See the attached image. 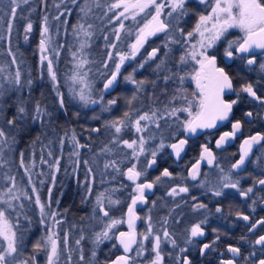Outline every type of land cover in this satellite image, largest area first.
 Instances as JSON below:
<instances>
[{
    "label": "snow or ice",
    "instance_id": "obj_1",
    "mask_svg": "<svg viewBox=\"0 0 264 264\" xmlns=\"http://www.w3.org/2000/svg\"><path fill=\"white\" fill-rule=\"evenodd\" d=\"M189 2L52 0V6L56 9L52 20L57 22L53 25L47 13L48 0H40L45 10L38 44L41 79L46 73L57 105L49 109L41 100H31L33 79L30 75L24 77L20 66L22 61H18L11 47L13 31L19 20L26 21L22 25L24 41L30 39L33 23L24 12L28 11L31 15L34 8L25 9L23 6H31L33 0H0V42H7V56L11 57L10 63L0 62V264H39L38 256L41 253L45 257V264H61L62 260L63 264H73L75 253L79 255L77 264H100L98 252L108 242H111L113 249L122 251L114 259H106L104 264H168V261L172 264H194L190 250L206 235L204 225L211 212L208 204L192 195L191 210L201 213L202 218L184 226L179 236L169 226L170 221L176 225L182 223V217L176 214L173 219V216L176 208L188 203L186 197L190 190L199 188L204 195L218 198V205L219 198L226 200L233 193L248 200L254 196L257 186L259 191L264 192V178H255L252 186L247 188L241 186L239 178L247 170L246 164L251 162L254 146L259 145L264 151V133L258 132L244 139L239 158L227 170L217 162V155L208 144H201L199 157L188 168L187 175L180 176L181 182L171 186L166 193L172 198L174 207L169 208L168 214L156 222L150 208L143 217L146 224L144 231L137 232V221L142 219L137 205H147V194L163 184L165 178L177 179L167 167L154 179H147L148 169L157 164V157L161 153L170 149L169 154L179 161L190 141L198 140L201 133L211 134L209 130L218 129L219 125L227 122L231 124V130L223 132L215 141V147L221 149L242 131L243 122L234 118L237 105L244 99H250L264 109V94L257 86L264 82V60H261L264 57V0H196L205 8L202 12L198 11L193 27L186 31L184 22L189 15ZM74 9L77 10L76 23L69 25L68 17ZM98 9L104 10L101 15H97ZM138 17L141 19L138 20ZM97 19L115 26L111 29V39L109 34L103 35L107 51L99 61L100 68L94 72L92 66L97 61L88 50L98 38L94 23ZM127 20L133 22V27L125 24ZM61 28L64 35L70 34L73 40L67 49L70 67L64 73L63 82L56 68L65 47L58 40ZM233 29L239 30L242 36L230 39V30ZM122 34L134 36L127 51L118 47L122 43ZM153 38L159 39L160 43L153 46ZM145 45H149L151 50L148 51ZM176 50H182V54L173 60ZM137 56H140L139 60ZM129 61H136V65L124 75L122 68ZM236 61H240L250 72H258L259 80L255 83L242 82L237 87L231 71ZM12 66H15L14 69ZM146 66L151 68L155 78L137 79L136 73L146 69ZM236 67L239 68V65ZM98 79L100 87H97ZM121 79L133 86L132 94L123 97L125 110L122 115L103 119L99 126L87 129L90 134H97V138L107 137L100 141L98 150L93 151L91 144L81 143L74 129L70 132L72 155L77 158L73 162V172L79 169L81 162L85 167V179L81 185L84 188L82 203L91 201V215L82 219L94 222L88 225L91 229L89 237H86L83 227L79 229L74 239L76 247L73 248L69 232H64L63 236L60 234L67 210L60 212L58 207H53V203L59 205V200H52V191L56 182L55 173L60 171V159L48 161L43 158V153L41 155L40 162L49 167L52 185L47 189V199H42L41 187L46 181L40 179L38 183L41 187H38L34 176L46 174L34 173L35 162L31 159L26 162L24 152L19 153V167L27 177L29 192L12 172V154L16 151L18 138L28 132L32 125L46 127L52 122L54 112L67 115L68 108L75 104L93 112L95 106H99L100 113H112L120 104L121 97L112 94L119 87ZM188 80L195 84V91L191 93L185 87ZM62 88H66L67 93ZM25 90L28 92L27 98L23 95ZM106 96L111 98L106 99ZM144 96H147L149 103L146 108L138 107L144 105ZM10 109V115H7ZM74 115L79 117L80 112L76 111ZM244 116L249 122L255 118L253 111H246ZM92 119L99 121L101 115L94 114ZM125 132L133 135L126 139ZM67 136L68 130L59 140L61 149ZM89 139L95 142L96 138L90 135ZM37 141H40L39 136L33 142V148ZM51 143L49 140V145ZM82 149L92 153L90 160H80ZM48 156H53L51 149ZM125 162L126 169L122 167ZM202 163L210 171H203ZM116 176H123L132 186L130 203L121 217L112 213V209L122 203L115 196L121 188L94 191L97 177L100 184H105L109 182V177L115 180ZM189 181L193 183L189 184ZM260 199L264 200V196ZM151 203L155 208L156 201ZM255 204L256 199H252V212H255ZM33 207L38 210L39 223L44 226L45 234L32 244V252L25 256V234L33 222L28 212ZM223 211L221 206L215 207L216 213ZM235 216L248 222L247 231L250 233L254 234L257 228L264 226V218L253 221L248 214L239 211ZM120 225H126L127 231L118 230ZM213 232H218V229H213ZM86 238L92 245L87 259L82 246ZM216 240H219V235ZM240 240L248 242L244 236ZM165 245L173 251L166 253ZM210 248L211 244L203 243L199 255H206ZM249 248L248 254L243 255L240 246L229 245L227 251L232 258L222 259L220 264H239L237 258L242 255L246 264H264V234L249 242ZM146 253L149 255L145 262L143 257Z\"/></svg>",
    "mask_w": 264,
    "mask_h": 264
},
{
    "label": "flooded vegetation",
    "instance_id": "obj_2",
    "mask_svg": "<svg viewBox=\"0 0 264 264\" xmlns=\"http://www.w3.org/2000/svg\"><path fill=\"white\" fill-rule=\"evenodd\" d=\"M38 5H40L39 9L34 11V15H29V13L26 14V11L24 12L25 16H28V18L32 21V17H39V31H40V25H41V19L42 16L45 14V10L43 5H41L40 0H35ZM25 9L27 5L23 6ZM189 15L185 17L184 27L185 30H190L196 19L198 11L202 12L204 11L205 6L199 5L196 0H190L189 5ZM104 10L101 11V9L96 10L97 14H100ZM56 10L53 9L52 6V0H48V8L47 13L49 14V17L52 18V15H54ZM76 16H77V10H73V14L68 17L69 19V25L76 23ZM63 19V18H62ZM137 19H141L138 17ZM56 22V21H54ZM26 23L24 20H19L17 22V27L14 29L13 32L16 30L20 32L21 40L23 41L19 45L23 48H28L30 46V39L25 42L23 39V28L22 25ZM57 23V22H56ZM125 24L129 27H133V22L131 20L125 21ZM108 27V26H107ZM110 28V27H108ZM242 36V33L239 32L237 29L230 30V39H236ZM134 36L127 37L122 35V43L118 45V47L121 50L127 51V46L129 43L133 42ZM155 41V44L153 46H156L160 43V40L157 38H153ZM151 43V41H150ZM0 53H4L7 56V42H0ZM12 50L14 51V43L12 41L11 44ZM145 48L150 51L151 48L149 45H145ZM177 49H179V46H176ZM106 51V49H105ZM144 50H142L143 54ZM182 54V50H176L173 53V60L178 58V56ZM140 59V56H137V60ZM261 60H264V57L261 58ZM11 57L7 56V62L10 63ZM136 65V61H129L126 62L124 68H122V73L124 75H127L129 72L132 71V67ZM236 65H239V68L236 67ZM14 69V66H12ZM126 69V71H125ZM232 74L234 76V80L236 83V86L238 87L240 83L242 82H253L255 83L257 80H259V74L258 72L252 71L250 72L247 67H245L243 64L240 63V61H236L235 65L231 69ZM41 70L39 65V71H38V78L39 83L43 81L41 79ZM45 77V73L43 74ZM137 79H153L155 78L154 73L152 72L151 68H148L146 66V69L139 70L136 73ZM261 88V94H264V82H261V84L257 85ZM185 87L188 89L189 93L195 91V84L194 82H188ZM133 91V86L126 84L122 79L120 81L119 87L113 92V96H120V104L117 108L113 110L112 113H102L101 119L103 122V119H112L114 117H118L122 115L123 111L125 110V104L123 97L130 96ZM159 94V93H157ZM243 95V94H242ZM111 98L106 96V99ZM163 99V97H161ZM144 99V105H138V107L146 108L147 104L149 103L147 96L143 97ZM79 108L80 106L77 105ZM99 106H95V109H98ZM84 111L82 112L84 115V119L87 121L93 122L94 120L92 118H89V113H91V109H84L81 108ZM246 111H253L254 112V119L249 122V119L244 116V113ZM256 113H259V115H256ZM183 115V114H182ZM234 118L241 120L243 122V127L241 133L237 134V137L233 140H230L228 143L225 144V146L221 149H217L215 147V141L219 138V136L225 132L231 130V124L225 122L224 124H221L218 126V129H212L209 130L211 134L209 133H201L200 138L198 140L190 141L189 145L186 148V152L182 153V158L177 161L173 155H170V149H166L163 153H161L157 157V164L154 165L151 169H148V175L147 179L152 180L157 175L160 174V172L163 170V168L167 167L170 171L174 173V175L177 177V179L169 180L168 178H165V182L163 184H160L156 186L150 193H148L149 197V203L147 205H137V211L138 214L142 217L141 220L137 221V232L144 231L146 224L144 223L143 217L148 214V210L151 208V215L153 217V221H158L161 217L168 214L169 208L174 207V203L172 201V198L168 197L166 195L167 191L170 190V187L175 185L176 183H180L179 180L180 176H186L188 168L191 167L192 164L196 162V160L199 157L200 152V145L201 144H208V146L213 150V152L217 155V162L223 166L226 170L230 167L231 163L234 162L236 159L239 158L240 155V149L241 145L244 141V139L248 138L251 135H254L256 133H264V109H261L259 105L254 104L250 99H244L237 107L234 109ZM94 123V122H93ZM92 127L99 126L100 123L93 124ZM131 132H125L124 138H129ZM84 138V141L81 143H91L93 140L89 139V136H95L94 138H97V134L95 133H89L87 129L82 133ZM102 140H106V136L101 137ZM92 153L87 152V149L81 150V156L80 160L83 161L84 159H91ZM71 159L73 162L77 159L71 154ZM257 157L260 158L259 161H257ZM32 160V159H31ZM41 160V157L39 159H33L35 162V168L33 169L34 173H45V176H34V180L37 182V186L41 187L39 185L40 179H45V184L41 187V197L42 199H47V189L52 186L51 185V173L50 170L47 167H43L41 163H39ZM250 163L246 164V171H243L240 175V182L241 186L243 188H247L249 186H252L253 180L255 178H264V151H261V148L259 145L254 146L253 148V155L250 157ZM68 171L67 166L63 168V165L60 164V171L56 172V182L55 186L53 187V192L56 194H69V197L67 198L66 202V218L67 220H63L64 223L60 226L62 231L60 232L61 236H63V232L69 231L70 234V242H74V239L79 234V229L83 227L85 229V235L86 237L90 236L91 229L88 227L89 224H92L94 222L88 221L87 219H82L83 217H88L91 215V204L88 203H82V197L84 196V188L81 186L83 185L84 181L82 178L85 179V173L82 172V167L84 168L83 163L81 162V165L79 169L76 172H73V168L75 167L74 163ZM127 164L123 168L126 169ZM16 169H18L21 172V168L19 167V160L17 161ZM202 170L205 172L210 171L206 164L202 163ZM16 173V172H15ZM22 175L19 174V177L22 180V183L25 187L28 188L30 192V186L27 185V177L24 176V171L21 172ZM118 177V178H117ZM144 179V178H142ZM189 184L193 183L191 181L188 182ZM98 187L94 186V191H102L105 188H121L120 191L115 193V196L119 198L122 203L119 206H116L112 209V213L117 216L121 217L124 216L127 211V205L130 203V195L132 194V186L131 182H129L126 178L116 176L115 180H112L109 177V182L105 184H101L99 186V181L97 182ZM123 186V187H121ZM195 195L199 198L200 201L207 203L209 206V209H211V212L208 214V219L205 227L206 235L203 238H200V241L197 243L196 247L194 249L190 250V256L191 259L194 261V264H220V261L222 259H230L232 258V254L227 251V247L229 245L233 246H240L242 249L243 255H247L250 248H249V242L254 241L259 235L264 234V226L257 228L256 233H250L247 231L248 222H245L243 220H239L236 218L235 213L237 211L243 212L245 214H248L253 221L264 218V200L260 199V197L264 196V192L259 191V186H257V191L255 192L254 196L248 200H244L238 196V194L233 193V196H230L228 199L219 198L220 203L217 204L218 198L211 197L209 195H204L202 190L199 188H192L190 190V193L186 197L188 200L187 204L182 205L179 208L175 209V214L173 216V219L176 218V214H178L180 217H182V223L179 225L173 224L170 221V229L175 231L177 236H179V233L183 230V227L186 225H189L190 223L197 222L199 219L202 218L201 213H194L191 210L190 205L192 204L191 196ZM179 199V198H177ZM252 199H256L255 204V212H252L251 205H252ZM152 201H156V207L152 208ZM27 204V201H25ZM221 206L224 211L223 213H216L215 207ZM53 207H58V210L61 212V208H63L62 203L59 202V205L57 206L55 203H53ZM29 216L32 218V224L29 227V230L32 231L34 226H38V234H31L29 233L26 235L27 240L25 241V256L30 254L32 252V244L40 239L44 233L45 229L42 227V225L39 223V215L38 210H36L34 207L29 210L28 212ZM73 225H76L77 227L73 228ZM157 227L159 225L157 224ZM96 228L98 229L99 226L97 225ZM213 229H218V232H213ZM120 231H127L126 225H120L119 229ZM219 235V240H216V236ZM244 236L247 237L248 242H241L240 238ZM215 240V243L213 241ZM86 252H84V255H86L85 258L90 257V251L92 248V245L90 243V240L86 238ZM83 241V242H84ZM82 242V243H83ZM203 243H208L212 245V248L207 250L206 255L200 256L199 255V248L202 246ZM122 250L113 249L111 247V242L105 243L101 246V250L98 252L97 259L100 261V264H104V261L108 258L114 259L116 255L121 254ZM165 251L171 252L173 251L170 246L165 245ZM78 254V253H77ZM148 253L145 254L143 257L144 261L146 262L148 259ZM243 255L239 258V264H246V262L243 259ZM167 260V255H166ZM39 264H45V257L43 253H41L38 256ZM168 264H172L171 261H168Z\"/></svg>",
    "mask_w": 264,
    "mask_h": 264
},
{
    "label": "trees",
    "instance_id": "obj_3",
    "mask_svg": "<svg viewBox=\"0 0 264 264\" xmlns=\"http://www.w3.org/2000/svg\"><path fill=\"white\" fill-rule=\"evenodd\" d=\"M39 7L40 5L37 4L36 10L39 9ZM32 20L34 21H32L33 32L30 34V43H31L30 46L28 48L26 47L23 48L22 46L19 45L23 41L20 38L21 36L20 32L16 30L15 32H13L16 35L15 38L12 37V41L14 43V52L17 55L18 61H22L23 63L25 62L24 60H27L29 63L30 71H29L28 76L30 75L31 78L33 79L31 100L32 101L41 100L43 103H45L49 107V109H53L57 107V105L55 104L56 98H55V93L51 91V84L47 79L46 73H45V77L42 82L39 83V78H38V71H39L38 44L40 40V31H39L38 22L40 19L39 17H32ZM100 26L97 25L96 29L101 30L103 27V24H101ZM17 32H19V35H17ZM68 46L69 44L67 45V47ZM62 51L63 52H61L59 60L56 64V68L61 78V82H63V73L68 68L69 66L68 61L70 60V55L68 53V50L65 48ZM96 54H98V51ZM103 58L104 57H102V59ZM22 63L20 66H21V69L23 70ZM92 67L95 72L97 68H100V64L97 63L93 65ZM98 81L99 79L97 80V85H98ZM62 91L67 93L66 88H62ZM23 95L25 98H27L28 96L27 90H25V93ZM29 106H31V102H29ZM76 111L80 112L79 117L74 115ZM83 111H84L83 109L79 108L77 105L74 104L68 108L67 115L63 114L62 112H54L52 122L46 125V127L41 128L39 125H32L31 129L28 132L22 134L18 138V143L15 146L16 151L14 153V158L16 160V166H17V161L20 158L19 157L20 152H24L25 160L27 162L29 159H32V160L39 159L42 153H43V156L46 155L49 149L53 151V156L61 152L59 156H61L62 159L60 158L59 159H60V164L63 165V168L68 166V164L73 163V161L71 160V154L73 151L72 145L70 142L71 130L74 129L77 134V138L80 140V142H83L85 137L83 136L82 133H84L86 129L92 127L93 122H94L93 124L98 123L97 120H94L93 122L90 123V121H87L86 119H84L85 117L82 113ZM10 112H11V109L9 110L7 115H10ZM66 130L69 131V136L64 137L65 143H64L63 149H61L58 152L59 148H61L59 144V140L62 136H64V132ZM38 136L40 137V141H37L35 144V147L33 148L32 147L33 142L36 141V138ZM92 137L94 138L95 136H92ZM101 137L102 136L96 138L95 142L89 143L91 144L93 151L98 150V148L100 147V141L102 140ZM49 140L52 141L50 145H49ZM87 152L89 151L87 150ZM23 171L24 170L21 168V172ZM15 172L18 176L19 174L21 175L23 174L18 169H16V167H15ZM22 180L24 181V179ZM68 197H69V194L64 195L63 193H61L59 195L54 192L52 194L53 201L59 200V202L62 203L63 208H61V212H65L66 210L65 205H66ZM64 219L67 220L66 215L64 216ZM31 230L32 231L28 230V232L25 234V241L27 240L26 235L29 233V231L31 232V234H38V231H39L38 226H34L33 229ZM71 245L74 248V242H71ZM82 246H83L84 252H86L87 247H86L85 241L82 243ZM78 260H79L78 254L75 253L73 255V264H77ZM62 264H63V260H62Z\"/></svg>",
    "mask_w": 264,
    "mask_h": 264
},
{
    "label": "rangeland",
    "instance_id": "obj_4",
    "mask_svg": "<svg viewBox=\"0 0 264 264\" xmlns=\"http://www.w3.org/2000/svg\"><path fill=\"white\" fill-rule=\"evenodd\" d=\"M35 0H33V4L31 5V6H27L26 7V9H29L30 7L31 8H34V11L36 10V6H37V3L36 2H34ZM53 9L54 10H56L54 7H53ZM103 9H101V11H102ZM34 11H31V15L33 16L34 15ZM28 13V11H26V14ZM102 14V12L100 13V14H97V15H101ZM63 18V17H62ZM34 19H36V18H34ZM49 19H50V22L53 24V25H55L56 24V22H54V20H52V18H50L49 17ZM69 19V18H68ZM70 20V19H69ZM139 20V19H138ZM32 21H34V20H32ZM94 23H95V25L97 26H100L101 24H103V27H102V29L101 30H98V29H96V35H97V39H95V42H94V44H93V46H92V48L91 49H89L88 51L90 52V54H91V57L93 58V59H95L96 61H97V63H99V61H101V59H102V57H104V52H105V48H104V44H105V41L103 40V35L104 34H109V38L111 39V35H110V33H111V29H112V27H114L115 25H108L107 24V21L106 20H99V19H97V20H95L94 21ZM110 27V28H108V27ZM101 27V26H100ZM53 30H55V29H53ZM61 34H60V36L58 37V40H59V42L60 43H63L64 45H65V47H64V49L66 48V49H68V47H67V45L69 44H72V42H73V40H72V36L69 34V35H67V36H65L64 35V31H63V28H61ZM123 35V34H122ZM15 34L13 33V38H15ZM68 42V43H67ZM1 45V44H0ZM97 51H98V54H96L97 53ZM107 51V50H106ZM61 52H63V51H61ZM95 53V54H94ZM4 61H7V56L4 54V53H0V62H4ZM25 62H23L22 63V67H23V74H24V77L25 78H27L28 77V74H29V71H30V67H29V63H28V61L27 60H24ZM15 67V66H14ZM70 67V65L68 66V68ZM68 68L65 70V72L68 70ZM101 70H103L102 68H101ZM64 72V73H65ZM64 73H63V78H64ZM188 82H191V80H188L187 82H186V84L185 85H187V83ZM130 85V84H129ZM97 87H100V83H99V81H98V85H97ZM159 93V92H158ZM94 114H98V115H102V113H100V109L98 108V109H95V112H93V111H91V113H89L88 115H89V118H92V116L94 115ZM102 119L101 120H99V123L101 124L102 122ZM133 134L132 133H130V137L132 136ZM16 146V145H15ZM61 150V148H59V150H58V152ZM125 151H128V150H125ZM61 154V152H59V154H57V155H55V156H53V157H48V153L46 154V155H44L43 156V158L45 159V160H48V161H51V160H53V159H55V158H60V159H62L61 158V156H59ZM48 157V158H47ZM47 158V159H46ZM71 159H73L72 157H71ZM75 159H76V157H75ZM12 160H13V163H12V172H13V174H15L16 176H17V179H18V181H21L22 182V179L15 173V167H16V160H15V158H14V153L12 154ZM141 160H143V157L141 158ZM39 163H41V162H39ZM42 164V163H41ZM125 164H127V162H125ZM125 164L124 165H122V167H124L125 166ZM73 164H68V171L70 170V168H71V166H72ZM42 166L43 167H47V168H49L48 167V165L47 164H42ZM82 172L83 173H85V167L83 168L82 167ZM55 175H56V173H55ZM120 177H123V176H120ZM118 178V177H117ZM82 180L84 181V178H82ZM99 181V177H97V182ZM101 184H99V186H100ZM95 186L96 187H98V184L96 183L95 184ZM48 195V194H47ZM90 202V204H91V201H89ZM43 228H44V226H42ZM66 232H69V231H66ZM45 234V233H44ZM63 234H64V232H63ZM70 244H71V242H70ZM76 246H75V244H74V248H75ZM78 259H79V255H78ZM79 261V260H78ZM61 264H62V261H61Z\"/></svg>",
    "mask_w": 264,
    "mask_h": 264
}]
</instances>
